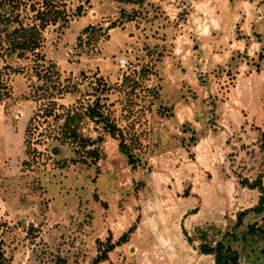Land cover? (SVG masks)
Listing matches in <instances>:
<instances>
[{"label": "rangeland", "instance_id": "obj_1", "mask_svg": "<svg viewBox=\"0 0 264 264\" xmlns=\"http://www.w3.org/2000/svg\"><path fill=\"white\" fill-rule=\"evenodd\" d=\"M4 13L0 264H92L128 231L95 264H214L199 244L221 239L264 264V237H242L264 210L239 221L261 194L247 182L264 184V0H0Z\"/></svg>", "mask_w": 264, "mask_h": 264}, {"label": "trees", "instance_id": "obj_2", "mask_svg": "<svg viewBox=\"0 0 264 264\" xmlns=\"http://www.w3.org/2000/svg\"><path fill=\"white\" fill-rule=\"evenodd\" d=\"M9 1L4 2L3 5L8 3ZM6 13L2 15V19H0V24L3 22V20H6ZM31 41H23L20 43L14 42L11 47L13 50L21 49L20 51L23 53L24 50L27 48H32L30 45ZM30 45V46H29ZM98 110L96 107H91V115H98L101 116L102 119L105 117L102 113L97 112ZM108 128L113 129L115 126L112 122H108L106 125ZM73 136H76L77 134L75 132L72 133ZM262 140L264 145V131L262 132ZM97 153V152H95ZM250 187H258L261 194L259 196L258 203L250 208H247L241 212H239V221H241V218L243 215L247 214L248 212H255V213H261L264 210V184L262 183L261 178L255 179L253 182H247ZM129 235V231L122 234L116 241L112 242L110 238L102 241L99 240L98 242V253L93 259V263L95 264L99 261H102L103 259L107 258L108 252L112 250L116 245L121 244L127 240V237ZM257 235L260 237H264V229L260 226H250V229L246 234H243V240L244 242H247L248 245H252L253 241L256 240ZM189 241L192 240L191 237H188ZM200 251L203 253H209L214 255V264H240L239 263V255L236 249H234L229 242H226L225 239H221L216 241L214 244H211L207 241H202L199 244Z\"/></svg>", "mask_w": 264, "mask_h": 264}]
</instances>
